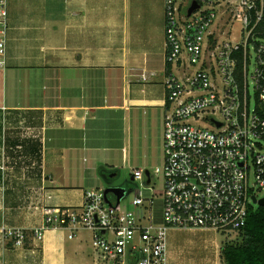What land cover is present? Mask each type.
Segmentation results:
<instances>
[{"label":"crops","instance_id":"1","mask_svg":"<svg viewBox=\"0 0 264 264\" xmlns=\"http://www.w3.org/2000/svg\"><path fill=\"white\" fill-rule=\"evenodd\" d=\"M8 11L0 264H99L87 228L49 227L41 240L32 232L44 224L46 207L79 208L85 190L101 187L108 175L101 154L114 137L128 161L133 147L149 146L153 117L163 113L165 123V0H8ZM8 67L24 96H7ZM2 226L24 229V245L4 238ZM223 242L213 255L175 258L168 237L167 264H226Z\"/></svg>","mask_w":264,"mask_h":264},{"label":"built area","instance_id":"2","mask_svg":"<svg viewBox=\"0 0 264 264\" xmlns=\"http://www.w3.org/2000/svg\"><path fill=\"white\" fill-rule=\"evenodd\" d=\"M197 1L189 15L193 0H165L170 66L164 164L156 168L165 182L163 221H154L155 197L142 189L129 206L94 187L85 190L79 208L46 207L34 238L41 240L49 227L87 228L99 264H167L171 228L229 232L246 225L253 196L262 198L254 189H264V0ZM8 19V0H0L1 67ZM132 177L143 180V170L135 168ZM1 232L16 245L27 237L17 227L2 226Z\"/></svg>","mask_w":264,"mask_h":264},{"label":"rangeland","instance_id":"3","mask_svg":"<svg viewBox=\"0 0 264 264\" xmlns=\"http://www.w3.org/2000/svg\"><path fill=\"white\" fill-rule=\"evenodd\" d=\"M189 1V0H186ZM239 25L235 31L236 39H239ZM252 58L250 63V71L254 70V51L251 52ZM9 68V67H8ZM174 70L179 71V68L174 67ZM17 77L9 68L6 71L7 79V96L9 98H15L24 96L26 90L18 88L16 85ZM37 74V79H39ZM18 88V90H17ZM35 91L32 92V94ZM35 98H40L37 95ZM35 100V99H34ZM39 100V99H38ZM164 112V110H163ZM158 116V115H157ZM154 119V132L152 139L148 147H133V151L130 153L129 160L125 161L123 155V149L119 146L120 136H116L109 142L108 149L102 152L101 156L104 160L100 161L102 168L108 171L106 178L102 180L101 187L104 189L108 188H122L124 193L121 197L122 202L131 206V202L134 199L137 190L142 189L145 197H155L154 203L150 209L154 214L155 222L163 221L164 212V200L162 198V192L164 190V177L162 173L156 172V168L163 167L164 164V152H163V130H164V114L160 118ZM156 125V127H155ZM112 134V133H111ZM146 137H150V133L146 134ZM141 145L140 143H138ZM90 156V155H89ZM88 156V157H89ZM90 162H94L93 158L90 157ZM106 158V159H105ZM110 164V165H109ZM138 167L144 172L143 180H133L132 172ZM146 170L151 172V183H148V176ZM255 181L254 174H250V184L253 185ZM84 187H92L90 184H83ZM254 192L258 194L259 197L264 196V189L257 190ZM110 197L116 200L117 195L114 192H109ZM257 206L258 204H253ZM169 237V250L170 255L175 258H198L204 257L211 253L215 254V244L216 242L221 244L226 240H239L240 231H229V232H215L209 235L206 232L198 231H187V230H176L172 229L168 232ZM93 247V246H92Z\"/></svg>","mask_w":264,"mask_h":264},{"label":"trees","instance_id":"4","mask_svg":"<svg viewBox=\"0 0 264 264\" xmlns=\"http://www.w3.org/2000/svg\"><path fill=\"white\" fill-rule=\"evenodd\" d=\"M170 66V63L167 67ZM239 240H226L221 257L226 264H264V205L250 206Z\"/></svg>","mask_w":264,"mask_h":264},{"label":"water","instance_id":"5","mask_svg":"<svg viewBox=\"0 0 264 264\" xmlns=\"http://www.w3.org/2000/svg\"><path fill=\"white\" fill-rule=\"evenodd\" d=\"M199 6V2L197 0H193L191 6L188 9V14L190 15L195 9L199 8ZM146 174L148 176L149 171H146ZM107 192H114L117 195L118 200H120L124 193V190L122 188H108ZM253 202L258 205H264V196L260 199H257V197L253 196Z\"/></svg>","mask_w":264,"mask_h":264}]
</instances>
